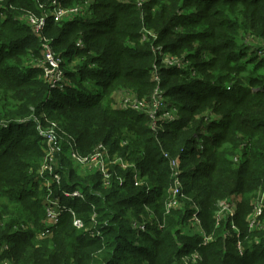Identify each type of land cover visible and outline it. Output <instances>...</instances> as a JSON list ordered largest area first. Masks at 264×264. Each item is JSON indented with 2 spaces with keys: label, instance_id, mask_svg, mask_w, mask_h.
<instances>
[{
  "label": "trees",
  "instance_id": "obj_1",
  "mask_svg": "<svg viewBox=\"0 0 264 264\" xmlns=\"http://www.w3.org/2000/svg\"><path fill=\"white\" fill-rule=\"evenodd\" d=\"M51 1L0 0V248L7 246L1 257L10 264H184L182 255L197 249V264H264V196L257 225L248 223L264 195V80L248 77L246 87L235 79L245 51L264 52V0H146L141 6L57 0L68 7L91 3L85 15L59 21L49 15L40 33L63 59L78 60L64 72L62 91L50 88L37 64L44 60L42 41L24 17H43ZM79 38L82 47L75 45ZM157 46L182 67L163 64ZM158 84L186 115L154 132L146 113L120 104L129 96L149 100ZM42 112L60 123L79 153L109 145L111 155L135 164L147 179L136 181L133 167L118 161L106 183L96 170L78 174L63 148L56 153L61 179L52 191L74 216L66 211L46 227L44 192L35 183L48 147L33 120ZM201 133H208L204 159L183 169L196 156ZM162 151L182 158V193L190 199L179 194L181 205L170 209L171 170ZM74 188L83 199L63 195ZM235 194L238 238L227 218L215 216L218 203ZM189 202L199 204L200 225L211 236L204 244L185 231ZM132 219L145 229L137 233ZM26 222L31 229L23 228Z\"/></svg>",
  "mask_w": 264,
  "mask_h": 264
},
{
  "label": "built area",
  "instance_id": "obj_2",
  "mask_svg": "<svg viewBox=\"0 0 264 264\" xmlns=\"http://www.w3.org/2000/svg\"><path fill=\"white\" fill-rule=\"evenodd\" d=\"M58 4L59 3L57 2V0H52L48 6L49 8H48V11L46 12L47 14L44 15L43 17L37 18L32 13L24 14L25 19L27 20L28 24L32 27L33 31H37L41 33L43 26L46 22V19L48 18L49 15L52 16L53 20L59 21L60 19L64 18L66 15H73V14H74L73 16H76L77 14L85 15L91 12V10L89 9V7L91 6V3H89L88 1L75 4L73 7H69V8H62ZM42 7H44V5L41 6V8ZM42 39L43 40L41 41L43 45L44 60L37 64L43 68L44 77L47 80L50 88L57 89V90H64V87L66 85L65 84V81H66L65 73L62 69L64 59L59 54L55 53V51L52 49L49 38L42 37ZM75 45L77 47H82V41L80 38L76 41ZM159 53L161 54V56L163 55L161 49H159ZM165 61H166L165 65L176 64L177 67H180V66L182 67V64L178 62V59L172 58L170 57V55H165ZM155 78H156V75H155ZM226 87L229 89L230 85H227ZM161 98L162 97L160 95V89L159 87H156V89L154 90L149 100H144V98H139V97L131 98L129 96L125 100H123L122 104H120V108L121 109H133L135 105H138V108L133 109V110L146 113L151 121L150 127L153 124V122L157 120L158 118H163L164 121H168V122L176 121L177 117L173 116L172 114H169L168 111L164 112L162 110V108L166 107L168 103L166 101H162ZM151 110H153V112L151 113V116H150ZM155 112H159V114L157 115L158 118H152V114ZM34 119L39 128L38 130L39 135L42 136L43 139L44 137H47L50 142V143H46L48 147L44 150V152H46L47 150L54 151L55 149H59V147L57 146V142H58L57 139L60 137V133H54V129H52L55 127V124L51 123L52 128H49L50 125L46 124V126L42 128L43 130H45L46 133H42V131L40 130V126L43 125L42 121L45 122L44 112H42L38 117H34ZM63 134L65 136V139L67 140V145L64 146V149H66L65 154L64 153L63 154L64 155L67 154L68 158L75 159L78 162H81V159L84 156L90 157V159L88 158L86 159L88 161H90L94 157L95 159L93 160H96V161L101 159V161H99V164H98V171L100 172V174H102L103 181L106 183L108 176H109V164L108 163L111 162V160L112 161L117 160L115 155H111L109 153V149L108 147H106L107 145L101 143L97 147H95L91 153L87 155H83L77 151L74 139L68 133H63ZM51 142L53 144H51ZM196 144H197L196 150H201L203 143L201 141H198L197 139ZM50 151L44 154L45 163L42 166L43 170L37 173L41 179L47 178L48 180H50L51 184L48 186H51L52 188L53 184H59L60 179H59L57 170L54 169L53 158H52ZM60 151L63 152V149ZM163 154H166L167 156H169L168 153L166 152H163ZM92 155L94 156L92 157ZM170 159L172 158L169 156V159H168L169 162H170ZM176 160H172L171 165H170V170L172 174V182H171V186L169 187V192H170L169 200L166 203L167 209L178 207L181 205V202L177 198V195L179 194L184 199L190 200L186 195L182 193V183H180L177 179L178 173H180V171L178 170L180 169V167H179V162H177ZM133 177L136 181H138L137 179L139 178V173H135ZM139 182L142 183V181H139ZM148 189H149V186H147V190ZM62 193L66 197H78L81 199H83L84 197L83 193L80 191L79 188H74L70 191L65 190V191H62ZM263 196L264 195L262 194L261 196H258L256 199V205L253 209L251 217L248 220L250 227L257 225L256 219L262 214ZM191 204H193V202H189L190 209L192 210L191 215L194 219L197 220L196 226L199 228L200 227V220L198 219L200 218L199 213H198L197 208ZM218 205H219V209L222 207L223 210L222 212H220L219 209H217L215 216L217 217V219L227 218L228 222L230 223L232 232L234 233L235 237L238 238L239 228L233 221V217L236 214L237 208H236L235 202L233 203L232 201V196H231L230 201L222 200L218 203ZM44 206H45L44 207L45 208L44 223L46 227H53L54 225H56L60 216L66 211H69L72 214V216H74L73 211L69 207H67L65 204L62 203L60 199V195H53V191H52V195L49 196L47 200L45 201ZM73 224L77 227L82 226L81 221L76 218L73 219ZM202 234L203 236L201 238H202L203 244L211 239L210 235H206L205 233H202ZM6 247H7L6 244L2 243V247L0 248V264H10L9 258L1 257V251L5 249ZM237 250L240 254H242L244 251V248L241 245L240 241H237ZM198 258H199V255L197 258L194 259L193 263H190V264H196Z\"/></svg>",
  "mask_w": 264,
  "mask_h": 264
},
{
  "label": "rangeland",
  "instance_id": "obj_3",
  "mask_svg": "<svg viewBox=\"0 0 264 264\" xmlns=\"http://www.w3.org/2000/svg\"><path fill=\"white\" fill-rule=\"evenodd\" d=\"M137 1H138L137 4L141 6V3L143 1H146V0H137ZM58 5H60V3ZM41 6H43V5H41ZM60 7H62V8H69L68 6H63V5H60ZM73 15H66L64 18H62V20L65 19V18H67V17L70 18ZM2 17L3 16H0V20L2 19ZM142 30L143 29H141V31ZM33 33L36 34V35H38V37H40V39L43 40L42 39L43 36H41L39 32L33 31ZM154 48L155 49H158V50L160 49L159 46L154 47ZM162 53H163V55L161 56V58H162V63L163 64H165V62H166L165 61V55H170V57H172V58H177L172 53L163 52V51H162ZM263 55H264V52L260 53V52H258V50H255V51H253V50H247V51H245L244 58L235 64V65L241 66V70H240L239 74L235 76L236 77L235 79L237 80L236 83H241V84H243L244 86L247 87V86H249V84H248V77H251V76H254V77H257V78H259L261 80H264V63H262V61H260V59L263 57ZM76 62H78L77 59L76 60H70V61L67 60V59H64L63 60V67H62L63 71L65 72L67 70L72 69L73 66L76 64ZM256 64H259V68L257 70L254 69V66H256ZM154 79H155V77H154ZM156 79H155L156 80V83L160 81L159 75L156 76ZM232 82L233 81H229V83H227V85H230L231 86L232 85ZM158 87L160 89V95L162 97L161 100L168 102V105L166 107H163L162 110L164 112L165 111H168L169 114H172L173 116L178 117V118L184 117L186 115V112H180V109H178V107L176 105H174L175 102H174L173 98H170L167 95H165V92L163 91V89L160 87L159 84H158ZM250 87H252L253 89H255V88H257V85H253V86H250ZM226 89H228V88L226 87ZM60 91H62V90H60ZM183 103H184V100H183ZM136 108H138V105H135L133 107V109H136ZM152 112H153V110L150 111V116H151V113ZM158 114H159V112L153 113L152 114V118H158V116H157ZM214 116L217 117L216 114H214ZM44 117H45V123H44V125L40 126V130L42 131V133H46L45 130L42 129V128H44L46 126V124L47 125H50L49 128H52L51 123H54L55 124V127L52 128V129H54V133H60V137L57 139V141H58L57 142V146L59 147V149H55L54 151L47 150L45 152V153H47L48 151L51 152V155H52V158H53V163H54V169L56 170L59 167V158L57 157L56 153H60L61 152L60 150H62L64 148V146L67 145V140L65 139V136L63 134V133H67V131L64 128H62V126L60 125V123L56 119H54L53 117L49 116L46 112H44ZM33 120L35 121L34 117H33ZM163 122H164L163 118H158L151 125V130H153L154 132H158L159 130L162 129ZM36 128H37V130H39V128L37 126V123H36ZM207 131H209L210 133H212L211 130H207ZM38 133H39V131H38ZM207 134L208 133H201L196 138V143H197V139H198V141H201L203 143L202 144V149L201 150H196L197 149V147H196L197 144L195 145V149L194 150L197 151V154H196V156H189L188 157V160L189 161H186V162L183 163V166H184L183 169L191 168V170H192L194 165H197L199 161H201V160L204 159V157L202 158V154H205V152L203 153V151H204L203 149H204V145H205V143L207 141V138L204 137V136H206ZM43 142L44 143H50L47 137H44ZM51 144H53V143L51 142ZM106 147H108V149L110 148L109 145H107ZM163 152H165V151H162L161 157L167 159V162H168L167 165H168V167H170L171 161L172 160H176L177 157H178V159L176 161L179 162V167H180L181 170L178 169L180 171V173L177 172L178 173L177 179H178V181L180 183H184V181H186V178H184L181 175L183 173V171H184V170H182V167H181L182 158H180V156H178V155H175L172 159H170V162H169L168 161L169 156H170L169 153H168L169 156H167L166 154H163ZM179 152H182V151L179 150ZM61 155L64 156V159L66 160L67 166L70 167V168H72L76 173L81 174V175L88 174V173H92L93 170L98 171V164H99V161H101V159H99L98 161L93 160V159H95V157L92 158L90 161H88L86 159L87 158L90 159V157L89 156H84V157H82L81 162H78L75 159L68 158L67 154L66 155L61 154ZM113 155L116 156V159L117 160L116 161H112L111 158H110L111 162L108 163L109 166L112 165L113 163L115 164L118 161L119 163H122L123 164V166H122L123 169H128L131 166V167H133V171H135V173L141 174L140 169H139L138 166H136L135 164H129L130 162H128L125 159H122V157H120L117 154H113ZM164 155H166V156H164ZM93 156L94 155H92V157ZM44 157H45V155L43 156V158L41 159V161L38 163V167L39 168L36 170V179H35V183H36L37 188L44 192V194H42V196H41L42 203H45V201L47 200V198L52 195V188H51V186H48V185L51 184V181L48 180L47 178L41 179L40 176L37 173V172H40V171L43 170L42 166L45 163ZM109 157H110V155H109ZM57 172H58L59 179H61V174L59 173V171H57ZM146 179H147V176H143V175L140 176L139 175V178L137 180L138 181H145ZM170 179H172V174H170ZM182 190H183V185H182ZM184 194L186 195V193H184ZM257 195H259V194H257ZM238 196H239L238 194H235L234 196H232V201H233V203L235 202L236 208H238V206H237ZM191 205H194L197 208L198 213L200 212V206H199L198 203L194 202ZM217 209H219V205L217 206ZM222 210H223V208L221 207L219 209V211L222 212ZM235 215H234V217H235ZM234 217H233V221H234ZM189 219H190V221L188 220L189 222H188L187 226H184L185 227V231L187 233H189L191 236L194 235L196 237H202L203 236L202 233H205L204 232V229L202 228V226L200 225L199 228L196 226L197 220L194 219L192 217V215H190ZM198 219L200 220V218H198ZM143 223H144V221H140L139 219L138 220L132 219L131 225H132V228L137 233H139L140 231H143L145 229V226H144ZM23 228L25 230L31 229L32 228V223L31 222L24 223L23 224ZM146 229H148V228H146ZM139 237H140V234H136V237H134V240H133L134 241L133 242L134 244L139 243ZM198 254L199 253H198V250L197 249L196 250H193V251H191L189 254H187L185 256L182 255L181 261L184 264L185 263L186 264L193 263L194 259L198 257Z\"/></svg>",
  "mask_w": 264,
  "mask_h": 264
}]
</instances>
